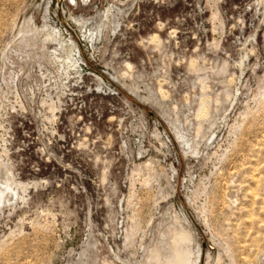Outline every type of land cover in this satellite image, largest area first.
Returning <instances> with one entry per match:
<instances>
[{"label": "rangeland", "instance_id": "rangeland-1", "mask_svg": "<svg viewBox=\"0 0 264 264\" xmlns=\"http://www.w3.org/2000/svg\"><path fill=\"white\" fill-rule=\"evenodd\" d=\"M0 194V264H264V0H0Z\"/></svg>", "mask_w": 264, "mask_h": 264}, {"label": "bare ground", "instance_id": "bare-ground-1", "mask_svg": "<svg viewBox=\"0 0 264 264\" xmlns=\"http://www.w3.org/2000/svg\"><path fill=\"white\" fill-rule=\"evenodd\" d=\"M118 12L119 11L113 8H108L104 12L96 14L97 16L95 18L93 17V19L72 16H70L69 19H71V21L79 28V31L83 37L92 43L94 40L100 37L105 28H110L111 31H114L119 26L115 24L113 20L115 14H118ZM43 24L44 29L47 31L45 37L51 42L56 43L60 49V52L67 53V56L64 58L67 66L69 65L73 69L81 67L79 64L80 60L78 58L79 50L75 42L71 40H64L61 32L50 26L46 18H44Z\"/></svg>", "mask_w": 264, "mask_h": 264}, {"label": "flooded vegetation", "instance_id": "flooded-vegetation-1", "mask_svg": "<svg viewBox=\"0 0 264 264\" xmlns=\"http://www.w3.org/2000/svg\"><path fill=\"white\" fill-rule=\"evenodd\" d=\"M91 0H66L67 4L73 8L86 6Z\"/></svg>", "mask_w": 264, "mask_h": 264}, {"label": "built area", "instance_id": "built-area-1", "mask_svg": "<svg viewBox=\"0 0 264 264\" xmlns=\"http://www.w3.org/2000/svg\"><path fill=\"white\" fill-rule=\"evenodd\" d=\"M63 2H65L66 4H67V2H66V0H62ZM68 5V4H67Z\"/></svg>", "mask_w": 264, "mask_h": 264}]
</instances>
